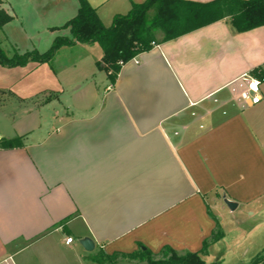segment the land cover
Listing matches in <instances>:
<instances>
[{"label":"crops","instance_id":"crops-1","mask_svg":"<svg viewBox=\"0 0 264 264\" xmlns=\"http://www.w3.org/2000/svg\"><path fill=\"white\" fill-rule=\"evenodd\" d=\"M12 1L0 0V10L8 15ZM67 1L46 0L45 7L69 4L66 23L78 10ZM87 1L104 25L145 0L105 9L113 0ZM63 24L46 27L50 46ZM157 41L114 82L98 65L100 51L95 61L75 59L69 77L64 68L47 71L57 85L50 92H32L28 83L24 94L1 100L7 127L0 139L20 137L22 146L0 147V264H91L85 259L98 249L131 254L140 246L155 255L163 247L200 253L214 232L225 236L212 209H227L222 197L260 215L264 80L252 71L264 72V59H250V49L264 41V26L236 33L223 19ZM83 46L93 45L70 48ZM47 64L24 68L33 73ZM245 74L261 82L257 105L237 103L230 90Z\"/></svg>","mask_w":264,"mask_h":264},{"label":"trees","instance_id":"trees-1","mask_svg":"<svg viewBox=\"0 0 264 264\" xmlns=\"http://www.w3.org/2000/svg\"><path fill=\"white\" fill-rule=\"evenodd\" d=\"M76 15L58 29H68L70 37H56L47 51L27 52L7 59L0 50V65L5 67L25 66L29 62L50 63L60 49L80 45L97 44L102 51L98 65L112 71V82L120 71L119 61L129 62L139 54L149 51L152 43L174 40L183 35L206 27L223 19H228L236 33H243L264 26V0H212L195 2L189 0H145L132 4L126 15L113 17L110 26L102 24L96 10L87 0H77ZM152 12L149 18L148 14ZM12 18L0 10V27ZM253 69L252 74L264 80V72ZM22 146L20 137L0 139V147L12 149ZM220 230L203 242L200 253H178L170 247H163L155 255L142 246L131 254H106L98 249L89 255L85 262L91 264H115L118 259L136 260L142 264H207L201 255L206 253L209 244L221 239ZM157 257H159L157 259ZM248 264H264V252L255 256Z\"/></svg>","mask_w":264,"mask_h":264},{"label":"rangeland","instance_id":"rangeland-1","mask_svg":"<svg viewBox=\"0 0 264 264\" xmlns=\"http://www.w3.org/2000/svg\"><path fill=\"white\" fill-rule=\"evenodd\" d=\"M116 1L118 0H113V2L106 4L104 9L111 6L112 3ZM36 2H39L40 5L36 6ZM71 2L76 6L78 5L77 0H68L66 3ZM46 4V0H37L25 4H20V0H13L11 2L12 8L5 7L8 9V15L12 19L0 27V50L7 59H12L15 54L22 55L32 51L44 53L48 50L50 47V43H47L49 40V31L46 30V27L63 24L68 18L67 8L69 4L61 10H51L45 7ZM130 9L129 7L125 11H120V15L128 14ZM148 16L150 18L152 12H150ZM112 18L113 17H109L106 19L104 25L110 26ZM52 31H58L56 35L70 37L68 29H53ZM160 38L161 36L157 35L156 39L160 40ZM250 50V59H264V41L253 45ZM100 51L101 49L97 44H93V46L89 48L88 46L75 49L70 47L62 48L58 55L55 56L54 59L56 60L33 73L24 68L27 64L25 66L11 68L0 65V103L1 100L7 98L9 94L20 96L24 85L28 83H33L32 92L37 91L38 93L42 90V87H44L47 92L56 89V82L51 76L46 75L47 71L51 72L52 70H62L64 68L62 76L69 77L76 73L73 71L75 59L81 56L83 59L95 61L97 55L101 54ZM84 61L81 63L82 65L79 64V66H77V71H80V68L84 66ZM27 91H29V89H27ZM44 93L45 91H41L39 94L43 95ZM22 94H24V91ZM61 100L64 101L65 98L62 97ZM1 119L3 118H0V128H6L7 125L5 121ZM223 198L224 197H222V200ZM212 209L220 218L221 223H219V225L225 236L212 244L208 251L209 254L204 258L207 264H248L255 256L264 252V207L260 209L262 212L258 217L250 216L249 213H246V210L242 208L230 211L228 208L219 210L212 206ZM158 258L159 257H157V259ZM115 264L142 263L131 259H118Z\"/></svg>","mask_w":264,"mask_h":264},{"label":"built area","instance_id":"built-area-1","mask_svg":"<svg viewBox=\"0 0 264 264\" xmlns=\"http://www.w3.org/2000/svg\"><path fill=\"white\" fill-rule=\"evenodd\" d=\"M153 45V43H152ZM130 61H134L138 63V61L133 58ZM126 63L119 61L118 65L120 68L125 65ZM108 76L113 75L112 71L107 72ZM260 80L257 78L252 77L251 75L245 74L242 77L232 81L229 84L230 90L234 95L235 100L237 103L241 105L249 103L250 105H257L261 101V92H260ZM111 86L107 88L110 90ZM72 242V238H66V243Z\"/></svg>","mask_w":264,"mask_h":264},{"label":"water","instance_id":"water-1","mask_svg":"<svg viewBox=\"0 0 264 264\" xmlns=\"http://www.w3.org/2000/svg\"><path fill=\"white\" fill-rule=\"evenodd\" d=\"M223 203L230 211L235 210V208L237 207L236 203H234L233 201L227 200L225 197L223 198ZM80 244L83 247V249L87 252H91L94 248L93 243L88 239L82 240Z\"/></svg>","mask_w":264,"mask_h":264}]
</instances>
